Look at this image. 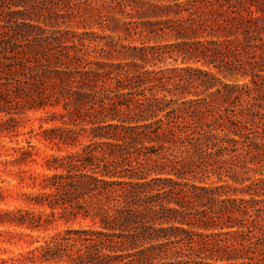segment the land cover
Segmentation results:
<instances>
[{"label":"trees","instance_id":"16d2710c","mask_svg":"<svg viewBox=\"0 0 264 264\" xmlns=\"http://www.w3.org/2000/svg\"><path fill=\"white\" fill-rule=\"evenodd\" d=\"M209 6L235 5L0 0V136L18 135L28 111L61 122L23 132L26 145L0 141V163L32 187L0 207V235L93 222L0 264H264V29L211 13L206 32L195 9ZM167 32L180 41L159 43ZM33 138L65 149L43 172L22 167Z\"/></svg>","mask_w":264,"mask_h":264},{"label":"rangeland","instance_id":"374dc122","mask_svg":"<svg viewBox=\"0 0 264 264\" xmlns=\"http://www.w3.org/2000/svg\"><path fill=\"white\" fill-rule=\"evenodd\" d=\"M163 3H169V0H161ZM234 2V7L233 11L227 10L221 12L222 15L218 13V11H214V7H204V8H198L196 7V11L200 12L199 14L203 19L200 18V20L197 22L198 25L202 26L205 28V30L211 31L212 28H217L218 24L212 23L208 20V17H210V14L213 13V15L217 16V18H220L219 21H223V18H227L228 20L223 21V24H228L230 25L231 23H236L237 25L239 21L233 22V18H241L242 16L244 17H250L253 15L254 17H257L254 21V24L257 25L258 27H261L264 29V0H233ZM216 7V6H215ZM252 12V13H251ZM252 16V17H253ZM201 23V24H200ZM190 24V21L184 22V25ZM253 24V25H254ZM79 30L82 28L79 27ZM93 30H99L101 29L97 26L92 28ZM108 32V31H107ZM209 38H211V35H207ZM239 36L243 38V34L239 33ZM214 38V37H213ZM159 43H172V42H177L180 41V39H175L171 32H167L163 34V37H159L156 39ZM155 39H152L150 43L154 44ZM127 42H134L138 43V41H135L131 38L127 40ZM264 56V55H263ZM248 57L247 52H242L240 55V59H245ZM180 59V58H179ZM219 64L222 65L224 68V61L222 60L221 57L217 58V61ZM262 69H264V61H260ZM191 65L199 66L202 68H207L206 65H204L201 61L199 62H193L190 61ZM169 66L172 65H181V61L179 60L178 62L172 61V59H169V63L167 64ZM212 71L215 73V75L218 78H230V77H224L222 73L218 71L217 68L212 67ZM238 78H241V82L243 81H248L250 76L247 77H242L239 75ZM228 80V79H226ZM50 110H59V108H53L49 107ZM0 116L6 117L4 114L0 113ZM20 120V127H19V134L18 135H13L12 140L8 135L5 136H0V141H2L4 144L7 146L9 145H15L16 142L18 141L22 145H26V134H23V132L28 131L31 128L34 129H39V126L43 124L44 127H49L54 124H61L60 121H50L46 122L45 120L49 118V114L46 112V110H38V111H28L26 114L18 116ZM32 143L35 145V154L33 155L34 159L33 161H30L28 164L22 165V167L26 169H30L31 171L35 172H43L45 169L44 167V157L47 155H52V154H63L65 152V149L60 150L57 146L52 145V144H45L39 142L37 139L33 138ZM4 158V156H0V159ZM18 169V165H8L5 166L4 164L0 163V187L4 188L6 190V199L2 202H0V207H14L19 204H24L23 199L21 196V193L23 191H29L32 189L31 185L28 183L31 182L30 179H26L25 182H22L19 175L16 174V170ZM217 180L216 177H212L209 181H214ZM87 224H93L92 220L90 219H79L77 221H70V222H65L62 220L57 221L56 223L52 224L49 226L48 229H41V230H29V229H21V228H13L10 227L9 229L13 230L14 232H22V233H27L23 234V236H13L10 237L8 234H2L0 235V240H11V242H6V241H0V256L3 257H9L12 256L20 251H24L32 246H35L39 244L40 242H43L45 238H48L49 235L65 229L67 226H79V225H87ZM8 226L5 225H0V231H4ZM33 241L31 244L30 242Z\"/></svg>","mask_w":264,"mask_h":264}]
</instances>
